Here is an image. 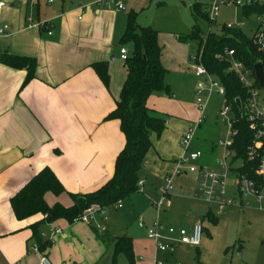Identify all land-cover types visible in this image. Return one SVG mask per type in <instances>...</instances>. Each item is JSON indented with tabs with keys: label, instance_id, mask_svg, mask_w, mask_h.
<instances>
[{
	"label": "crops",
	"instance_id": "crops-1",
	"mask_svg": "<svg viewBox=\"0 0 264 264\" xmlns=\"http://www.w3.org/2000/svg\"><path fill=\"white\" fill-rule=\"evenodd\" d=\"M93 2L0 0V24L8 25V34L0 36V53L30 56L36 60L35 76L26 84L23 83L24 70L0 63V264H36L41 253L53 264H80L87 256L86 248L92 237L108 248L97 238L91 224L65 219L47 222L42 221L39 214L17 220L10 205V198L45 166L51 168L65 189L57 196L49 192L45 194V202L50 206L54 203L71 206L70 193L92 192L113 173L114 160L123 147L124 137L117 120L104 118L114 108L127 75L120 48H125L127 54L130 49L121 45L120 40L129 12L117 10L114 6H97ZM29 19L41 25L31 29L27 27ZM256 26L257 19H254V30ZM177 36L174 35L175 41L169 43L172 50H167L164 55L161 53L165 68L168 66L166 59L173 57L174 64L182 65L190 62L189 56L194 52L188 50L189 45L180 42ZM97 61L107 62V88L91 68L90 64ZM191 67L187 64L185 68L194 77ZM153 95L149 96L147 104L166 115L165 125L172 123L168 121V112L178 121L179 117L171 106H164L165 98ZM187 123L188 126L192 124L188 120ZM170 131L165 126L159 136H151V146L139 172L148 192L146 196L153 192L157 195L164 178L172 175L173 189L166 209L179 199L177 190L182 187V182L177 179L182 177H190L193 182L191 199L202 202L194 198L195 178L184 173L174 174L180 156L177 141H181L183 133L173 137ZM194 139L192 148L204 154L202 146L197 147ZM174 189L176 193H173ZM119 209H123V204ZM208 210L212 211L211 207H191L186 215H192L193 219L186 225H171L160 220L166 226L190 228L196 221L202 222ZM154 217L141 216L144 227L136 224L148 241L146 227ZM96 218L100 222V216ZM101 222L103 230L99 232L131 237L122 229L112 230L108 219ZM34 223L40 237L44 235L39 238L41 242L46 241L52 227L63 230L62 234L48 241L40 253L31 250L32 244L36 243L30 227ZM174 247L180 251L189 246ZM150 250L153 256V243ZM162 262L166 263L168 259L164 257Z\"/></svg>",
	"mask_w": 264,
	"mask_h": 264
},
{
	"label": "trees",
	"instance_id": "trees-1",
	"mask_svg": "<svg viewBox=\"0 0 264 264\" xmlns=\"http://www.w3.org/2000/svg\"><path fill=\"white\" fill-rule=\"evenodd\" d=\"M239 8H241L242 16L246 18L250 16L257 18L264 13V3H250ZM190 9L194 20L201 18L208 25L211 24L207 12L204 9L201 11V2L195 1L190 5ZM135 18V13H128L126 28L120 40L121 45L127 43L131 45L124 59L127 75L114 108L104 118L105 120H117L124 137L123 147L114 160L112 175L92 192L70 193L71 206L64 207L59 203L50 206L45 202V194L49 192L57 196L65 189L51 168L45 166L10 198V205L17 220L39 214L42 216V221L52 222L65 219L71 222L91 204L106 208L137 191L141 163L151 146V136H159L165 127V114L149 107L147 100L151 94L168 93V88L164 83L166 69L161 62L162 47L158 42V33L150 26H139ZM177 37L182 43L194 45L196 51L201 50V62L208 72L224 86V97L234 117L239 116L234 100L236 97L240 99L242 110L245 112L247 89L240 83L236 73L230 69L229 62L218 60L215 54L231 50L234 59L242 62L253 86L259 87L254 77L253 66L259 62L264 70V47L254 44L252 38L249 39L240 26L227 27L226 24L222 26L219 33L210 30L203 32L196 21L189 33L180 34ZM0 63L14 69L24 70L26 72L24 84L35 76L36 60L33 57L1 52ZM90 65L107 88L109 84L107 62L97 61ZM235 125L238 127V134L235 136L232 148L235 149L237 157L245 159L246 146L251 141L252 132L244 117ZM245 170H247V165L240 168V172H245ZM203 219L216 221L217 216L213 211L208 210ZM35 225L36 223L30 226L32 236L39 249L42 250L48 245V241H40L41 237ZM93 229L97 238L104 242L106 247L112 246L114 254L123 253L129 264H133L131 237L112 236L107 231H97L94 226ZM114 258L115 256L112 264H115Z\"/></svg>",
	"mask_w": 264,
	"mask_h": 264
},
{
	"label": "rangeland",
	"instance_id": "rangeland-1",
	"mask_svg": "<svg viewBox=\"0 0 264 264\" xmlns=\"http://www.w3.org/2000/svg\"><path fill=\"white\" fill-rule=\"evenodd\" d=\"M195 1L197 2V0H124L126 7L124 12L135 13L136 23L139 26H150L157 31L163 55L167 50H172L169 43L175 41L173 36L189 33L196 21L203 32L210 30L215 33H219L222 26L228 22L243 21L244 24L240 26L243 33L249 39L253 37L255 16L246 18L242 16L241 8L234 5H221L214 15L215 21L208 25L201 18L193 19L190 5ZM204 7V3L201 2V11ZM125 46L128 49L131 48L129 43ZM188 50L195 52L196 48L189 44ZM166 60L168 66L165 68L164 83L167 85L168 93H154L153 96L164 97V106L170 105L173 112L177 113L179 120L175 121L172 114L168 112V121L172 123L165 125L166 128H170L171 135L175 137L181 133L185 134L188 130L190 125L188 126L187 120L193 123L198 117L199 108L195 104L193 92L196 80L185 68L187 64L192 63L186 61L182 65H176L171 61L173 57ZM222 101V96L215 93L209 96L204 110L205 119L198 127L194 139L197 147L202 146L207 159H213L219 155L217 140L225 136V125L216 116ZM162 111L166 112V110ZM179 141L178 139V155L183 152ZM177 180L182 182V187L177 190L179 199H176V202L167 209L164 208L166 210H161L159 218L171 225L181 223L186 225L193 219L192 215H186L187 211L199 205L202 208L211 207L217 220H202L204 229L201 243L197 248H181L179 251L178 247H174L171 254L169 251L158 253L159 260H163L164 257L168 259V262L163 264H264V214L261 211L255 208L236 207H225L219 210L216 205L196 202L190 197L193 185L191 178L182 177ZM146 192L143 185L142 191L137 190L129 198L121 200L123 209L113 206L104 209L111 229H122L131 236L133 264H151L152 243L143 236L144 232L139 230L136 224L141 216L144 218L155 216L150 200L159 199V193L155 195L153 192L151 196H146ZM173 193H176V189ZM62 222L67 223L65 220ZM86 249L87 256L80 264H112L114 256L115 264H129L123 253L114 254L112 246L105 249L94 237ZM149 250L151 254L148 255Z\"/></svg>",
	"mask_w": 264,
	"mask_h": 264
},
{
	"label": "built area",
	"instance_id": "built-area-1",
	"mask_svg": "<svg viewBox=\"0 0 264 264\" xmlns=\"http://www.w3.org/2000/svg\"><path fill=\"white\" fill-rule=\"evenodd\" d=\"M52 0H49V2ZM204 3V11L207 12L208 20L215 21L214 15L221 5H234L240 7L250 3H264V0H198ZM97 6H114L117 10H123L124 0H94ZM1 4V3H0ZM257 26L254 31L252 42L264 47V13L257 17ZM243 21H232L226 23L227 27L242 26ZM40 22L28 20L27 27L38 28ZM8 34V25L0 24V36ZM127 50L120 48V57L124 60ZM215 58L229 62L230 69L236 73L240 83L248 91L245 104V112L239 100L236 105L239 116L234 117L230 105L225 99V89L220 81L208 72L201 62V50L193 52L189 56L191 69L196 78L194 86L195 103L199 108V114L185 134L182 135L180 144L183 152L176 160L174 174H189L196 180V192L194 198L209 205H216L219 210L225 207H236L240 209L255 208L264 214V92L261 88L255 87L247 77L242 62L233 57L231 50L223 53H216ZM222 96L223 101L216 112V116L225 125V136L217 140L219 155L211 160H206L202 151L192 148V141L196 135L198 127L205 119V108L211 94ZM246 119L248 128L252 132L250 143L246 146L245 159L237 157L235 149L232 148L235 136L238 134V127L235 123L240 119ZM247 165L245 172L241 171ZM172 175L164 178V183L159 187V199L151 200L152 207L156 210V215L151 223L146 227V237L154 245V254L151 257V264H163L156 256L158 252L172 250L175 245H186L197 247L201 243L203 226L200 221H196L190 228L184 226H166L159 218L158 213L170 205L172 193ZM144 180L137 183L139 191H142ZM114 208H121L122 201L119 200L112 205ZM164 206V207H163ZM163 207V208H162ZM105 207L91 204L80 216L71 222H83L91 224L98 231L103 230V222L108 218L104 213ZM100 216V222L96 216ZM139 227H144L143 219L137 222ZM60 227H52L47 234L46 241H51L56 236L62 234ZM44 235L42 234L41 237ZM46 236V235H45ZM31 250L40 253L37 243L32 244ZM37 264H53L49 258L41 253Z\"/></svg>",
	"mask_w": 264,
	"mask_h": 264
},
{
	"label": "water",
	"instance_id": "water-1",
	"mask_svg": "<svg viewBox=\"0 0 264 264\" xmlns=\"http://www.w3.org/2000/svg\"><path fill=\"white\" fill-rule=\"evenodd\" d=\"M253 70H254V77H255L259 87L264 92V70L261 66V63H259V62L255 63L253 66ZM235 102H236V105L239 106V100L236 99Z\"/></svg>",
	"mask_w": 264,
	"mask_h": 264
}]
</instances>
